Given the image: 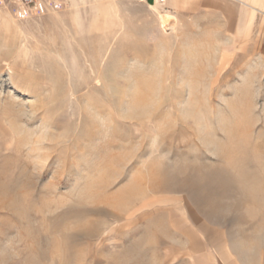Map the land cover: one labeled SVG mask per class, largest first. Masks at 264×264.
<instances>
[{
	"label": "rangeland",
	"instance_id": "rangeland-1",
	"mask_svg": "<svg viewBox=\"0 0 264 264\" xmlns=\"http://www.w3.org/2000/svg\"><path fill=\"white\" fill-rule=\"evenodd\" d=\"M36 1L0 0V264H264L263 49Z\"/></svg>",
	"mask_w": 264,
	"mask_h": 264
},
{
	"label": "crops",
	"instance_id": "crops-1",
	"mask_svg": "<svg viewBox=\"0 0 264 264\" xmlns=\"http://www.w3.org/2000/svg\"><path fill=\"white\" fill-rule=\"evenodd\" d=\"M165 6L174 22H197L213 38L228 40L225 47L237 54L239 39L247 40L248 53L264 52V0H165Z\"/></svg>",
	"mask_w": 264,
	"mask_h": 264
},
{
	"label": "bare ground",
	"instance_id": "bare-ground-1",
	"mask_svg": "<svg viewBox=\"0 0 264 264\" xmlns=\"http://www.w3.org/2000/svg\"><path fill=\"white\" fill-rule=\"evenodd\" d=\"M155 4H153L152 5V7H153V9L155 10V11H158L159 13H161L162 14V12L163 11H166L165 10V8H164V4H165V2L164 3H160L158 0H155ZM75 13H77V12H75ZM78 14V13H77ZM163 18V20L167 23V27L168 28H170L172 31H174V29H175V24L174 23H171L170 21H166V19H164L165 18V16H162Z\"/></svg>",
	"mask_w": 264,
	"mask_h": 264
},
{
	"label": "built area",
	"instance_id": "built-area-1",
	"mask_svg": "<svg viewBox=\"0 0 264 264\" xmlns=\"http://www.w3.org/2000/svg\"><path fill=\"white\" fill-rule=\"evenodd\" d=\"M4 1V0H3ZM12 1V0H10ZM15 3L24 6V7H29L31 5H34L35 2H37L36 0H13ZM160 3H164L165 0H158Z\"/></svg>",
	"mask_w": 264,
	"mask_h": 264
}]
</instances>
